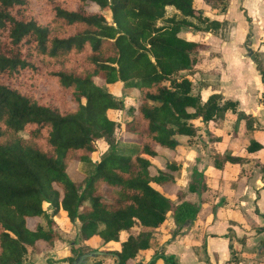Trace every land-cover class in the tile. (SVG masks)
<instances>
[{
  "label": "trees",
  "instance_id": "obj_1",
  "mask_svg": "<svg viewBox=\"0 0 264 264\" xmlns=\"http://www.w3.org/2000/svg\"><path fill=\"white\" fill-rule=\"evenodd\" d=\"M202 1L225 6V0ZM88 3L96 9L87 10ZM221 28L193 0H0V264H28V251H45L60 238L62 220L78 223L63 259L68 263L96 249L110 254L113 264L157 258L177 264L156 252L145 263L132 260L168 215L180 226L216 206L203 172L193 170L186 187L204 195L198 205L176 188L174 137L198 127L206 130L220 180L229 167H240L231 188L232 200L239 198L245 170L260 162L264 148L257 137L264 133L243 112L240 132L225 138L226 132H216L215 123L236 102L218 92L202 100L203 81L193 90L204 43L182 35ZM244 45L255 63L256 54ZM114 84L128 94L115 99ZM115 130L137 148L118 152ZM71 162L92 171L72 181L66 174ZM133 226L143 230L133 234ZM91 238L98 239L95 248L87 243Z\"/></svg>",
  "mask_w": 264,
  "mask_h": 264
},
{
  "label": "crops",
  "instance_id": "obj_2",
  "mask_svg": "<svg viewBox=\"0 0 264 264\" xmlns=\"http://www.w3.org/2000/svg\"><path fill=\"white\" fill-rule=\"evenodd\" d=\"M193 5L201 9L207 18L222 24V28L216 32L189 29L188 32L182 34L186 39L204 43V48L199 50V58L210 59L219 66H224L219 76L220 82L217 90L207 92L208 87L211 86H208L205 81L206 87L199 89L201 99L205 100L209 94L218 92L222 98L223 95L227 97L223 99L230 98V100L236 101L240 95H246L248 100L251 98L249 90L256 87L255 82L259 85V81L252 59L245 54L244 42L250 31L252 33L251 47L256 49L257 36L264 35V0H225L223 8H211L202 0H193ZM235 63H239L243 70H238L233 74L226 73L227 69L234 67ZM226 74L228 77L232 76V79L239 84V93L233 92L237 89L228 91L223 88L221 83L227 77ZM236 105H238L237 102ZM261 106H256L255 103V106L252 107L249 102L248 109L258 110L263 108ZM251 111L239 112L251 116ZM252 128L256 129L254 126ZM174 138L178 145L171 153L170 159L180 164L178 175L175 177L176 188L185 192L184 200L198 205L200 198H203L204 195L189 193L186 191V187L190 182L193 170L203 172L206 175L208 187L216 191L211 201L216 206L213 208V212H209L203 218L186 222L180 226H175L168 215L158 227L151 228V231L158 232L151 236L147 249L138 251L132 263H145L154 252L173 256L177 264H235L230 261L232 254L238 260H244L246 257L253 258V246L259 247L264 240V164L261 169L257 166L245 170L246 175L240 179L242 188L239 198L233 201L231 198L232 189L225 197H222L220 190L217 189V187L223 189L222 185L219 186L221 173L210 164L208 152L210 147L207 135L198 149L182 143V140L176 136ZM257 139L264 148V138L257 137ZM180 150H183V154ZM260 157V161L264 163V149L260 151ZM239 169L240 167H238V171ZM77 230L78 223L76 221L71 224L62 220L59 230L60 238L55 240L45 251L32 254L28 264H71L63 259L69 255V243L71 242L69 240L76 236ZM141 230L143 229L139 226L132 228L133 234H137ZM70 233L72 236L68 237ZM120 238H125V234H122ZM87 243L95 248L98 239L91 238ZM100 259H103L102 262L106 260L104 264H111L113 261L110 254L101 252L100 255L88 258L85 264H90V261L93 264H96L95 262L101 264ZM153 264H163V260L157 258Z\"/></svg>",
  "mask_w": 264,
  "mask_h": 264
},
{
  "label": "rangeland",
  "instance_id": "obj_3",
  "mask_svg": "<svg viewBox=\"0 0 264 264\" xmlns=\"http://www.w3.org/2000/svg\"><path fill=\"white\" fill-rule=\"evenodd\" d=\"M86 9L89 11L95 10L96 7L92 4V3H88L86 5ZM167 13L170 14V10L167 9ZM105 18H107V20H109V14L108 13H104ZM252 33L249 31L248 35H246V42L248 45V48L250 50H252L255 54H256V60L255 63H253V67L255 68V64L257 66V68L259 69L260 73L262 74V77L264 78V35H259L256 38V42L258 43L256 49H252L251 44H252ZM254 42V43H256ZM245 43V42H244ZM245 47V45H244ZM245 54H247L246 50H245ZM249 56V55H248ZM250 57V56H249ZM196 68L199 70L200 74L196 75L194 77H191V82H192V88H194L193 90L195 91L196 88H198L199 82L203 81V82H207L208 86L210 85L211 87L207 90L208 91H216L218 88V83L219 81V76L220 73L223 71L224 66H219L217 63H214V61L210 60V59H199V62L196 65ZM238 70H243L241 65L239 63H235L234 67L232 68H228L226 73H235ZM255 72L257 73V77H258V81H259V85L257 82H255V86L256 87H252L249 90V95L251 96V98H249L248 100L246 99V95H240L238 98H236V101L238 103V105H236L235 109L233 111H226L225 115L223 117L222 120H218L215 123V128H216V132L220 134V132L222 131L223 133L226 132V134H223V137L225 138L227 134L231 133V132H240L242 130V125L244 123V120L240 118H238V114L239 111H251L248 109L249 107V102L251 103L252 107L255 106H260L264 104V83H261L260 81V75L258 74V72L255 69ZM227 77L224 78V80L222 81L221 85L223 86L224 89L229 90H233V89H237L234 90L233 92H235L236 94L239 93L240 88H239V84H237L234 79H232V76L228 77V74H226ZM112 96L115 99H121L123 97H125L128 94V90H120V86L118 84H114L111 85L109 87ZM125 94V95H124ZM223 98H227L225 97V95H223ZM230 99V98H229ZM263 108L261 109H254L253 111L250 112L251 116L249 115V122H250V126H254V128L260 130L262 133H264V105L261 106ZM118 113L115 111H109V116L113 119H115L117 117ZM126 117V116H125ZM238 118V119H237ZM264 135V134H263ZM206 136V130L204 127H199L198 129H193L192 132L190 133V135L188 137L186 136H176V138H179L180 140H182V143H186L189 147H193L194 149H198V146H201V142L202 140L205 139ZM114 139L117 140L118 135H117V130L114 131ZM185 147V146H184ZM137 145L136 143H134L133 141H131V139L127 136H123L122 138H120L119 140H117L116 143V150L120 153L122 152H128L129 150L132 149H136ZM187 149V148H186ZM215 152L220 151V146H216L215 148H213ZM181 154H183V150H180ZM210 152V151H208ZM179 156V155H177ZM178 159V158H177ZM264 163H262V161H260L258 163V167L259 169H261V166ZM92 171L91 167L88 164H80L78 165V163L76 162H71L70 165L67 167L66 169V174L68 176L69 179H71L72 181L75 182H81L85 176ZM238 172V167L237 166H231L228 169L225 170L224 172V176L222 177V179L220 180L219 186H223L222 187H217L218 190H220L221 192V196L225 197L228 192L230 193L231 188L233 186L234 183V178L235 175ZM226 176L230 177L231 181H229L228 183H226L227 181L224 182V180L226 179ZM230 190V191H229ZM224 192V194H223ZM34 224L33 220H28L27 221V225L28 227H32ZM72 232V230H71ZM158 231H151V234L154 235V233H157ZM72 233H70L68 235V237H71ZM261 245H259V247H257V245L253 246V258L249 259L248 257L244 258V260L240 259L238 260L236 256H233V254L231 255V262H234L235 264H264V240H262V242L260 243ZM42 245V246H41ZM47 247L46 245H43L42 243H40V247L43 248ZM257 247V248H256ZM29 252V251H28ZM27 252V254L24 256L25 261H29L31 259L32 254H29ZM101 262L103 259H100ZM106 261V260H105ZM105 261H103L101 264H104ZM243 261V262H242ZM90 264H93L90 261Z\"/></svg>",
  "mask_w": 264,
  "mask_h": 264
},
{
  "label": "water",
  "instance_id": "obj_4",
  "mask_svg": "<svg viewBox=\"0 0 264 264\" xmlns=\"http://www.w3.org/2000/svg\"><path fill=\"white\" fill-rule=\"evenodd\" d=\"M101 252L97 251V250H89L87 252H84L82 254H79L78 256H76L71 264H85L86 260L90 257H94L96 255H100Z\"/></svg>",
  "mask_w": 264,
  "mask_h": 264
}]
</instances>
